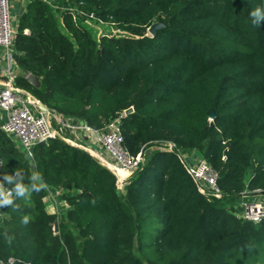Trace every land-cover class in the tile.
Masks as SVG:
<instances>
[{"label": "trees", "instance_id": "1", "mask_svg": "<svg viewBox=\"0 0 264 264\" xmlns=\"http://www.w3.org/2000/svg\"><path fill=\"white\" fill-rule=\"evenodd\" d=\"M56 4L29 0L17 19L16 85L91 129L118 119L124 146L144 162L120 192L86 150L56 137L29 159L0 130V183L12 199L0 206V264H235L231 251L264 255V220L237 216L244 196L264 193V19L254 24L250 15L264 0ZM75 8L117 33L94 37ZM155 22L165 26L147 35ZM165 142L175 150H149ZM177 152L196 153L218 173L222 199L197 190ZM48 189L66 205L56 235Z\"/></svg>", "mask_w": 264, "mask_h": 264}, {"label": "built area", "instance_id": "2", "mask_svg": "<svg viewBox=\"0 0 264 264\" xmlns=\"http://www.w3.org/2000/svg\"><path fill=\"white\" fill-rule=\"evenodd\" d=\"M12 0H0V113L3 120L0 123V130L9 136L15 137L23 153L29 158H33L34 147L51 138L60 137L65 141H70L73 146L87 150L88 148L81 143L73 142L67 135L61 133V129L74 131L76 129H88L95 132L97 143L100 148L99 153L90 151L102 165L106 166L116 177L117 188L123 189L126 180L141 167L144 162L143 152L136 156L131 155L124 146V139L120 130L118 119L108 123L103 129L94 130L82 123L74 124L71 119L64 118L60 114L47 111L46 118L43 116L34 101L27 95L18 91L15 83L19 72L13 58V40L16 32L17 19L12 26L10 10ZM28 2L29 0H22ZM53 8H57L56 0H44ZM75 17L84 16L85 20L103 23L91 13H85L80 9H71ZM26 76V74L24 75ZM54 120L58 130L51 122ZM160 150L174 151L173 142H165L157 145ZM103 153L108 157L104 159ZM188 153L177 152V156L183 162L186 171L192 177L197 190L208 199H222L223 193L218 185V173L204 160L196 156V160L190 161ZM2 159L0 156V173ZM119 172V174L117 173ZM2 184L0 183V191ZM2 192V191H1ZM49 192V189H48ZM4 194H11L8 189ZM53 197L54 211L56 220L51 223L52 234H58L57 222L60 209L65 202L59 199L60 191L55 189ZM262 199L250 200L244 196L240 201V210L237 216L244 221L258 223L264 220V193H258L255 197ZM14 260L9 259L6 263L10 264Z\"/></svg>", "mask_w": 264, "mask_h": 264}, {"label": "crops", "instance_id": "3", "mask_svg": "<svg viewBox=\"0 0 264 264\" xmlns=\"http://www.w3.org/2000/svg\"><path fill=\"white\" fill-rule=\"evenodd\" d=\"M12 8H11V13L13 14V17L15 19H18L19 15L22 13V11L25 8V1L22 0H12ZM3 120V115L0 113V123ZM74 124H77L76 122L71 121ZM84 124V123H83ZM82 126V123L80 124ZM68 138L71 139L73 142L81 143L82 145L86 146L88 149L86 150L87 152H97L99 153L100 148L97 143V138L95 135V132L88 130V129H76L74 131H68L67 133ZM65 135V133H64ZM16 143L19 145L18 141L16 140L15 137H13ZM20 147V145H19ZM188 159L190 161L196 160V153L190 152L188 153ZM104 159H107L108 157L106 154L103 153ZM55 189H49L48 194L45 196L43 201L45 202V209L48 213H53L54 211V205H53V197H54V192Z\"/></svg>", "mask_w": 264, "mask_h": 264}, {"label": "rangeland", "instance_id": "4", "mask_svg": "<svg viewBox=\"0 0 264 264\" xmlns=\"http://www.w3.org/2000/svg\"><path fill=\"white\" fill-rule=\"evenodd\" d=\"M10 14H11V19H13L12 21V26H14L15 24V18L13 17V14L11 13V10H10ZM83 24L88 28V30L91 32V34L98 38L99 36H101L102 34H106V33H109L111 32L112 34L113 33H117V30L105 23H93L92 21L90 20H83ZM110 33V34H111ZM53 126L58 130V126L56 125V123L53 121ZM61 133H65V135H68V131H66L65 129H61ZM157 148V146L155 147H150V151L152 149H155ZM199 155V154H198ZM120 192L122 191L119 190ZM250 200H257V199H262V197H254V198H249ZM66 208V207H65ZM228 257L230 260L234 261L235 264H264V255H261V256H258V257H250V258H247L245 256H242L240 254H237V252L234 253V251H231L229 254H228Z\"/></svg>", "mask_w": 264, "mask_h": 264}, {"label": "water", "instance_id": "5", "mask_svg": "<svg viewBox=\"0 0 264 264\" xmlns=\"http://www.w3.org/2000/svg\"><path fill=\"white\" fill-rule=\"evenodd\" d=\"M165 26L164 23L162 22H155L153 24H151L148 28H147V35L149 36H154L156 31L160 28H163ZM25 79L30 83V85L34 88H39L41 86V81H40V78L33 74V73H27L26 76H25ZM18 91L24 95H27L29 98H31L35 105L39 108V110L41 111V113L43 114V116L46 118L47 116V111H48V108L47 106L41 101L39 100L38 98H36L32 93H30L28 90L24 89V88H18ZM133 111V107H129L127 109H125L123 111V114L124 115H127L129 113H131ZM214 117V114L211 113L210 115V119L212 120V118ZM68 144L70 145H73L70 141H66ZM75 146V145H74ZM76 147H79V146H76ZM80 148V147H79ZM90 153V152H88ZM1 191L2 192H5L6 191V187L2 186L1 187ZM10 264H28V263H25V262H22V261H13L12 263Z\"/></svg>", "mask_w": 264, "mask_h": 264}, {"label": "clouds", "instance_id": "6", "mask_svg": "<svg viewBox=\"0 0 264 264\" xmlns=\"http://www.w3.org/2000/svg\"><path fill=\"white\" fill-rule=\"evenodd\" d=\"M250 15L251 17H253L252 22L254 24H260L261 19H264V9L257 7L254 11L250 13ZM35 175L36 174L34 173L32 178ZM4 179L7 180L9 183H12L14 178L12 176L6 175ZM13 190L16 192L17 195H22L23 193H25V191H27V188L20 180H17L15 182ZM10 204H12V199L10 197V194L0 193V206L10 205ZM26 221H27V217H25V222Z\"/></svg>", "mask_w": 264, "mask_h": 264}, {"label": "bare ground", "instance_id": "7", "mask_svg": "<svg viewBox=\"0 0 264 264\" xmlns=\"http://www.w3.org/2000/svg\"><path fill=\"white\" fill-rule=\"evenodd\" d=\"M119 174V172H117Z\"/></svg>", "mask_w": 264, "mask_h": 264}]
</instances>
